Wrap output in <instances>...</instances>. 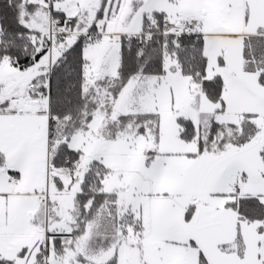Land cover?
<instances>
[{
  "label": "snow or ice",
  "instance_id": "snow-or-ice-1",
  "mask_svg": "<svg viewBox=\"0 0 264 264\" xmlns=\"http://www.w3.org/2000/svg\"><path fill=\"white\" fill-rule=\"evenodd\" d=\"M0 264H264V0H0Z\"/></svg>",
  "mask_w": 264,
  "mask_h": 264
}]
</instances>
